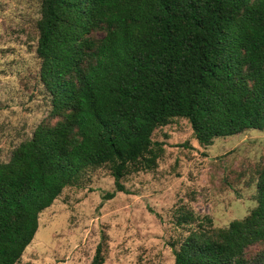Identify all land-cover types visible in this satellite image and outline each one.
<instances>
[{"label":"trees","instance_id":"1","mask_svg":"<svg viewBox=\"0 0 264 264\" xmlns=\"http://www.w3.org/2000/svg\"><path fill=\"white\" fill-rule=\"evenodd\" d=\"M36 29L50 108L0 162V264L19 260L39 212L83 169L109 164L121 192L124 174L153 167L150 135L170 118L200 145L264 130V0H40ZM254 200L224 227L178 208L189 229L172 264H264V247L245 253L264 244V164Z\"/></svg>","mask_w":264,"mask_h":264},{"label":"rangeland","instance_id":"2","mask_svg":"<svg viewBox=\"0 0 264 264\" xmlns=\"http://www.w3.org/2000/svg\"><path fill=\"white\" fill-rule=\"evenodd\" d=\"M39 1L0 0V162L50 108L35 53ZM150 138L160 148L155 165L124 174V191H113L109 164L87 167L63 187L39 212L15 264H89L100 241L102 264H172L171 250L189 229L176 225L178 208L207 214L213 227H224L255 205L264 130L249 128L200 145L188 121L173 117ZM110 191L113 197L105 198ZM261 247H249L246 256Z\"/></svg>","mask_w":264,"mask_h":264}]
</instances>
